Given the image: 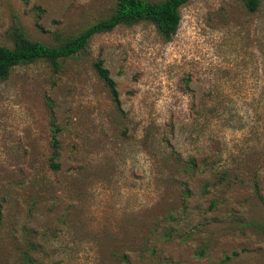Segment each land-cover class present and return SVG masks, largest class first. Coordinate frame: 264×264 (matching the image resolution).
<instances>
[{"label":"rangeland","instance_id":"1","mask_svg":"<svg viewBox=\"0 0 264 264\" xmlns=\"http://www.w3.org/2000/svg\"><path fill=\"white\" fill-rule=\"evenodd\" d=\"M115 2L0 0V45L57 47ZM179 13L168 42L118 26L0 79V264H264V0Z\"/></svg>","mask_w":264,"mask_h":264},{"label":"trees","instance_id":"2","mask_svg":"<svg viewBox=\"0 0 264 264\" xmlns=\"http://www.w3.org/2000/svg\"><path fill=\"white\" fill-rule=\"evenodd\" d=\"M190 1L192 0H165L161 2L116 0L114 10L108 18L99 20L57 47L31 41L21 32L14 31L12 33L13 46L10 48L0 45V79H6L11 70L17 66H26L41 60L57 69L61 61L85 53L93 36L108 33L118 26L128 27L141 22H148L154 26L162 40L168 42L176 33L181 21L179 8ZM242 1L245 9L251 13L255 12L261 3V0ZM94 67L98 77L109 89L113 101L118 104L116 83L111 78L108 69L104 67V61L98 59ZM51 146L53 148L51 168L57 170L59 168L55 162L59 157L57 142L53 140ZM24 264H33L27 255L24 258Z\"/></svg>","mask_w":264,"mask_h":264}]
</instances>
